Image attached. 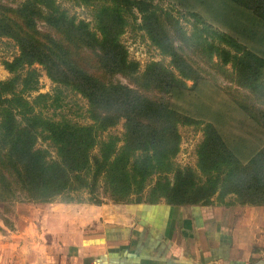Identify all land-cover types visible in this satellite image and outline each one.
<instances>
[{
  "label": "trees",
  "instance_id": "16d2710c",
  "mask_svg": "<svg viewBox=\"0 0 264 264\" xmlns=\"http://www.w3.org/2000/svg\"><path fill=\"white\" fill-rule=\"evenodd\" d=\"M60 1L99 2L94 26L70 16L58 0H23L16 7L0 1V42H13L18 51L2 63L12 77L0 82V203L99 206L106 198L126 204L131 197L140 202L151 186L140 203L208 205L231 197L242 206H264V49L248 48L195 9L208 8L229 32L264 47V0L186 2L192 7L184 11L193 19L189 35L151 0ZM133 10L140 29L170 58L169 68L152 62L136 74L120 41ZM176 41L211 72L189 60ZM36 66L54 85L51 94H36ZM117 75L127 84L113 80ZM218 76L233 88L220 86ZM65 92L86 101L89 124L44 114L63 107ZM121 122L120 136L108 134ZM180 123L205 128L197 150L202 181L172 161ZM239 127L250 132L239 134ZM156 174L160 178L150 184Z\"/></svg>",
  "mask_w": 264,
  "mask_h": 264
},
{
  "label": "crops",
  "instance_id": "0c3cea01",
  "mask_svg": "<svg viewBox=\"0 0 264 264\" xmlns=\"http://www.w3.org/2000/svg\"><path fill=\"white\" fill-rule=\"evenodd\" d=\"M24 219L23 230L0 237V264H264V206L231 197L192 206L55 201Z\"/></svg>",
  "mask_w": 264,
  "mask_h": 264
},
{
  "label": "rangeland",
  "instance_id": "374dc122",
  "mask_svg": "<svg viewBox=\"0 0 264 264\" xmlns=\"http://www.w3.org/2000/svg\"><path fill=\"white\" fill-rule=\"evenodd\" d=\"M2 3H8L12 4V7H16V4L23 0H0ZM192 0H151V5L153 7H156L157 9H161L162 11H169L172 15L173 21L177 20V22H173L178 24L180 26L181 30H183L187 35L191 32L192 29V23L193 19L189 17L188 15H185L184 11L186 9H192L191 6H187L184 3L189 5V2ZM61 7L68 12L70 16L75 17L78 20H84L86 22L93 21L94 26V13L96 8L94 6H97L96 2L95 5L91 4L90 6L85 5H77L75 3L71 2H62L58 0ZM195 9L200 12L207 21L212 23L214 26L218 27L220 30L228 32L232 34L234 37H236L239 41H241L245 46H247L250 49H253L255 51L263 50L264 47L259 44L257 40H246V37L244 35H237L236 32H229L228 29H226L224 26H221V22L217 21V19L210 13V10L207 8L205 9L204 6L196 5ZM127 17V16H126ZM127 19V18H126ZM92 23V22H91ZM141 16L136 11H132V16L128 18V24L124 27L122 34L120 36V41L125 47L126 53H127V59L130 62H133L136 64V74L140 76L143 74L146 66L152 62L161 63L165 67H170V58L167 56L161 55L159 49L155 47L152 44L151 39L148 37L147 32L140 29L141 26ZM39 29L44 30L42 24H39ZM181 38V37H180ZM174 46L178 49H180L181 52H185L186 56L189 60L192 62H197V64H200V67L205 70L206 72H211V70L207 67L205 62L201 61L200 58H198L196 55L192 54V52L188 49V47H184L179 41H176L174 43ZM263 48V49H262ZM264 52V50H263ZM18 55V51L16 46L13 42L9 40H2L0 42V82L6 81L12 77V75L5 69L4 65L2 64L4 61H11L15 56ZM217 59H214V62H216ZM35 69L39 73V89L38 93L36 94H51L53 92L54 85L47 77L45 71L40 68L39 66H36ZM219 78V85L224 88H233V84L227 82L226 80L222 79L220 76ZM115 81H119L122 84H127V80L123 79L120 75H117L114 77ZM188 85H191L190 82L187 83ZM143 94H146L147 96L150 95H157L156 92L148 93V91L141 90ZM34 94V95H36ZM225 94V93H224ZM66 99L64 100L63 107L59 110H46L44 111V114L47 117H50L54 120H60L61 118L69 119L75 123H79L82 125L89 124V120L85 118V109H86V101L83 100L80 96L74 95L70 92H65ZM220 100V99H219ZM247 127L245 128H238V133L241 134L242 131H244L243 134L250 132ZM178 134L180 137V144H179V150L178 153L173 158L174 166H177L180 170L182 169H189L196 175V180L198 179L200 181L203 180V176L199 173L198 170V157H197V150L198 146L201 144L205 128L201 125H195V124H183L180 123L177 125ZM123 133V125L122 122L115 128L111 129L108 134L120 136ZM248 138H250V135H247ZM38 147L41 148H51L42 142L38 143ZM174 174V172H173ZM173 174H167V178L170 180H173L174 176ZM160 174H156L151 180L150 184H154L158 178H160ZM151 187V186H150ZM145 188L143 194L139 196L140 202H146V200L149 198L148 192L149 189ZM82 198H87L86 196H82ZM164 201L163 199H160L159 202ZM140 203L137 200V197H131L127 203ZM86 204H89L87 202H83ZM125 204L121 202H115L108 200L106 198L102 199V204ZM126 203V204H127ZM39 204H31L29 203V206L26 207L25 203H19V202H5L0 203V237L2 235H6L7 233H15L16 231L23 230L25 227V217H31L33 206H37Z\"/></svg>",
  "mask_w": 264,
  "mask_h": 264
}]
</instances>
